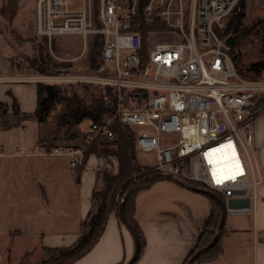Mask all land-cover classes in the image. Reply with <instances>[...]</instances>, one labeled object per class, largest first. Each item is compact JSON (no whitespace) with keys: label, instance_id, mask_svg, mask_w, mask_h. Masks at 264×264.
<instances>
[{"label":"built area","instance_id":"2783aa9c","mask_svg":"<svg viewBox=\"0 0 264 264\" xmlns=\"http://www.w3.org/2000/svg\"><path fill=\"white\" fill-rule=\"evenodd\" d=\"M240 1L34 0L35 34L52 52L60 35H80L84 49L92 39L101 43V62L94 68L37 79L103 88L105 102L114 109L84 128L86 145L114 139L118 120L136 131L138 149L155 152L162 173L216 191L226 201L227 214L252 213L261 180L255 110L264 95V69L255 78L244 76L225 41L224 25ZM142 30L149 39L163 31L168 40L147 44ZM82 54L55 55L74 60ZM222 144V153H234L228 173L212 162L211 150ZM85 148L53 152L67 153L76 167ZM116 159L111 156L101 167L116 171ZM231 197H250V205L229 206Z\"/></svg>","mask_w":264,"mask_h":264},{"label":"crops","instance_id":"0c3cea01","mask_svg":"<svg viewBox=\"0 0 264 264\" xmlns=\"http://www.w3.org/2000/svg\"><path fill=\"white\" fill-rule=\"evenodd\" d=\"M12 55L0 49V100L12 111L16 98L22 111L33 112L42 81L38 74L17 71ZM66 113L61 102L45 122L27 120L10 129L0 124V245L19 249L23 256L15 264L40 262L74 245L93 209L94 191L102 185L101 166L111 156L92 153L72 167L67 153L53 152L56 147L86 146L83 130L89 121L74 127L70 137L69 126H59ZM255 139L261 180L254 211L227 214L219 256L196 264H264V113L256 120ZM211 212L208 195L193 185L164 179L140 190L135 218L146 245L134 264H183ZM22 240L28 243L20 245ZM136 250L135 235L113 210L98 241L69 264H126Z\"/></svg>","mask_w":264,"mask_h":264},{"label":"trees","instance_id":"16d2710c","mask_svg":"<svg viewBox=\"0 0 264 264\" xmlns=\"http://www.w3.org/2000/svg\"><path fill=\"white\" fill-rule=\"evenodd\" d=\"M245 0H241L230 22L228 23V35L231 31L234 32V39L231 44V54L236 58L233 51L235 41L246 37L253 31L255 26L262 25L264 28V18L260 19L256 24L244 28L242 17L244 16L243 6ZM13 13L10 18L13 19L16 14V5L12 8ZM6 13V10H2ZM154 27H159L157 22L153 23ZM146 38V31L142 30ZM36 49L35 55L30 59L32 67L39 72H54L68 70L67 62H57L53 60L48 52L45 53L44 44L34 43ZM101 43H94L90 48V68H94L101 62ZM250 69L254 71V75L258 76L264 69V62H254ZM245 76V75H244ZM247 76V75H246ZM38 103L33 112L22 111L18 101L14 98L12 111L8 110L5 102L0 100V124L4 129L22 126L24 121L32 120L35 122H45L49 119L52 111L56 106L65 102L68 108V113L59 118V126L68 125V133L70 137L74 134V127L85 121H101L105 114L113 111L114 107L105 102V97L100 94L95 97L92 102H87L75 91H68L54 83H37ZM103 89V88H102ZM257 115L264 113V95L259 99L256 110ZM115 138L112 140L97 139L86 145L84 151V162L92 154L96 153L99 156L110 157L115 155L119 161V171L112 172L104 169L102 172V185L94 191V206L88 217L83 223V233L78 241L69 248L58 249L57 254L53 257L36 263L22 262L21 264H69L76 258L84 255L101 237L103 234L108 217L113 210H116L118 216L120 206L122 205L126 218L137 228L140 249L133 263L138 260L144 251L146 245L145 236L135 218L136 196L140 190L151 187L155 182L164 179H171L182 183L185 186L190 184L184 181L185 179L179 176L164 174L154 166L144 165L138 158V147L136 143V131L129 126L124 125L118 120L113 123ZM201 185V184H200ZM120 193V199L117 194ZM212 202V212L207 220L206 228L203 230L199 241L194 250L188 255L183 264H196L208 262L217 258L221 252V239L225 232V226L218 230L219 221L222 213V207L219 201L209 196ZM120 264H123L120 263Z\"/></svg>","mask_w":264,"mask_h":264},{"label":"rangeland","instance_id":"374dc122","mask_svg":"<svg viewBox=\"0 0 264 264\" xmlns=\"http://www.w3.org/2000/svg\"><path fill=\"white\" fill-rule=\"evenodd\" d=\"M16 5V14L13 19L10 15L13 13L11 9ZM2 10H6L2 12ZM244 16L242 17V26L244 28L250 27L256 24L260 19L264 18V0H245V5L243 6ZM234 15V14H233ZM233 15L226 21L224 25L225 33L227 32L228 23L232 19ZM218 29V27H216ZM219 33L222 34L221 31ZM233 34L231 31L229 34ZM155 41H165L168 37L163 33V31H158L152 37ZM152 39L146 37V42H151ZM41 43L43 45L44 40L41 39L34 33V0H0V49L5 52H11L12 61L14 62L17 71L23 72L24 74H47L48 76H55L61 73L67 72H83L90 69V48L94 45L93 39L90 40V46L83 48V39L80 35H60L54 38L55 46L53 47L54 52L51 51L49 47L44 46L45 53L48 52L51 58L57 62H67L69 64L68 70L63 71H52V72H39L36 71L31 65V58L36 53L34 48V43ZM233 42V40H232ZM11 46V47H10ZM233 51L236 54L234 59L236 65L243 75L246 77H251L254 75V71L250 69V66L257 61L264 62V28L262 25L255 26L250 34L246 35L244 38H240L235 41L233 45ZM81 53L82 56L74 60H62V58H73L78 57ZM57 56H56V55ZM257 77V76H256ZM44 83H54L61 87L67 89L68 91H75L87 102H92L95 97H99L102 94V87L95 84H84V83H69V82H54L48 81ZM164 140H169L167 135H163ZM139 160L148 166H154L156 168L157 159L156 154L153 151L147 152L141 149L137 150ZM113 157L115 155H112ZM111 158V157H110ZM117 158V157H116ZM118 169L112 172L119 171V161ZM186 183L190 185H197L202 187L199 183L191 181L184 178ZM103 186V185H102ZM101 187V186H100ZM253 197V193L250 192ZM219 196V195H218ZM120 199V193L117 194ZM217 199V197H214ZM218 200V199H217ZM230 215L229 217H231ZM237 217V215H234ZM219 230V226H218ZM27 244V240L20 241V245ZM19 249H14L8 251L6 246L1 243L0 245V264H15L19 262L21 256ZM56 253L50 255L49 258L53 257ZM26 257H22L24 260ZM33 259H35L33 257ZM46 260V259H44ZM24 262L31 263L24 260ZM41 262V261H40Z\"/></svg>","mask_w":264,"mask_h":264},{"label":"water","instance_id":"95a60500","mask_svg":"<svg viewBox=\"0 0 264 264\" xmlns=\"http://www.w3.org/2000/svg\"><path fill=\"white\" fill-rule=\"evenodd\" d=\"M232 40H233V34L232 33L228 34L225 38V41L228 45L232 44ZM193 186L196 189L206 193L207 195H209L211 197H217V199H218V201L222 207V213H221V217H220V221H219V229H222L225 226V221H226V217H227V204H226V201L224 200V198L214 190L205 188L203 186L202 187L197 186V185H193ZM228 205L234 206V207L235 206H249L250 205V197H231L228 201ZM119 214L121 216L122 221L133 232V234L135 235L136 240H137L136 253H135L134 257L129 262L126 263V264H131L134 262L136 256L138 255L139 249H140L139 234H138L137 228L126 218L122 205L120 206Z\"/></svg>","mask_w":264,"mask_h":264},{"label":"bare ground","instance_id":"6f19581e","mask_svg":"<svg viewBox=\"0 0 264 264\" xmlns=\"http://www.w3.org/2000/svg\"><path fill=\"white\" fill-rule=\"evenodd\" d=\"M224 146L225 144H222L211 150V153H213L212 156L214 157L212 159V162H213L214 168H220V169L223 168L224 170H226V173H228L229 172L228 169L231 170V166L233 165L232 155L234 153H231V154L222 153ZM236 171H239V170L237 169Z\"/></svg>","mask_w":264,"mask_h":264}]
</instances>
